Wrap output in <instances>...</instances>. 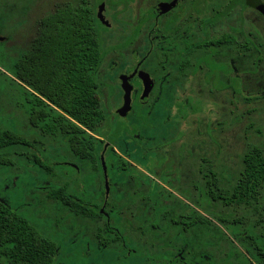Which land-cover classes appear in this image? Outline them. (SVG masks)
<instances>
[{"label":"trees","instance_id":"1","mask_svg":"<svg viewBox=\"0 0 264 264\" xmlns=\"http://www.w3.org/2000/svg\"><path fill=\"white\" fill-rule=\"evenodd\" d=\"M102 29L92 8L55 10L41 19L30 51L10 68V75L2 72L9 81V96L17 108L26 109L30 127L73 162L91 169L82 182L86 191L70 190L66 181L46 190V197L75 217L103 218L96 199L82 193H91L97 174L104 178L100 156L109 143L105 161L111 185L121 183L129 194L121 204L108 201L109 217H115L112 225L120 229L113 231L106 220L96 224L91 238L98 247L116 254L140 245L156 251L160 264H196V259L198 264L212 259L216 264H264V147L248 144L234 178L218 172L208 159L185 163L176 184L164 178L165 173L156 181L139 170L125 157L154 174L155 165L167 162L170 155L155 150L143 154L150 138L137 126L130 129L126 120L109 121L99 92V70L108 54ZM199 105L178 103V115L197 113ZM117 142L120 154L114 149ZM35 143L43 144L32 143L17 127L0 124V168L10 169L12 156H17L14 159L34 161L45 169L46 179L56 177V166L42 158L43 152L38 156ZM98 194H105L104 187ZM59 253L58 241L0 199V264H56ZM131 254L126 250L125 256Z\"/></svg>","mask_w":264,"mask_h":264},{"label":"rangeland","instance_id":"2","mask_svg":"<svg viewBox=\"0 0 264 264\" xmlns=\"http://www.w3.org/2000/svg\"><path fill=\"white\" fill-rule=\"evenodd\" d=\"M59 1L60 3L58 0H0V36L5 38L3 43L0 42V124L6 128L17 127L32 143L43 142L41 145L35 143L38 150L36 152L38 156L43 152L42 158L56 166L57 174L56 177L46 179L43 169L38 168L34 161H18L14 159L17 156H12L13 166L10 169L0 168V199L9 203L21 215L35 223L40 230L47 232L49 237L58 241L60 253L56 264H111L113 261L118 263L119 260H121L119 264H160L155 260L160 257L156 251L150 252L148 248L140 245L137 248L127 247V255L132 252L131 256H125L126 250L115 254L114 251L98 247L91 236L94 234L96 224L104 223L103 218L93 221L75 217L46 197L47 191L43 186L49 181L56 184H64L67 181L70 190L84 189L86 191L87 186L82 182L91 173V169L80 165V161H76L81 169L77 175L65 166V163L73 159L30 127L26 109L17 108L13 98L9 96V90H11L9 81L4 78L2 72L10 75L9 72L17 60L30 51L42 18L52 14L57 6L62 8L68 4L72 7L78 5V0ZM109 3H107L106 17L112 24V29L103 34V47L108 54L98 76L102 82L100 92L103 106L109 121L116 122L114 112L116 113V110L122 106V101L118 93L117 96L112 95L109 86L118 85L119 76L126 67L132 66L134 56H142V53L148 49L147 34L151 26L146 27L143 35L133 45L124 48V37L132 32L136 24L138 6L131 4L132 6L125 9L126 12L124 11L120 16L121 19L115 22L113 14L115 12L118 14L123 7L119 6L117 9V4L113 6ZM154 4L156 3L154 2L152 6ZM94 7L96 9V3ZM217 7L218 3L215 1L203 5L206 12L205 18H211L212 10ZM235 23L238 30L247 36L250 32L253 34V25L259 26L260 29L264 28V18L242 6L238 7ZM212 30L215 32L218 28L214 27ZM192 31L196 40L202 39V34L196 28ZM262 35L260 40L264 46V31L260 36ZM241 40L244 41V39ZM251 51L253 52L247 55L238 51L233 58L237 71V76L235 75L237 81L233 88L217 89L211 80L209 83L206 82L203 72L198 73L189 81L173 80L170 85L163 83L158 103L152 110H150V104L144 105L126 117L125 120L130 129L137 126L141 134L151 140V143L143 147V154L155 150L160 154L170 155L167 162L155 165L154 174L144 170L153 180H161V176L165 173L164 178L169 176L173 179L171 182L176 184V175L183 172L181 170L185 163L196 165L199 160L206 159L211 161L218 172H224L228 177L234 178L242 169L243 155L248 144L264 147V57L259 62V53L254 49ZM204 54L206 53L200 52L197 57ZM176 61L177 57L165 68L156 66L153 60L148 62L147 69L158 80V86H161V78L169 72L175 74ZM111 66H119V68H111ZM231 76L233 77L234 74ZM225 81L229 84L230 80L227 78ZM188 97L200 100V110L197 113L187 114V117L183 118L178 115L177 104ZM174 138L176 139L172 143ZM118 143L114 144V149L120 154ZM170 143L172 146H169ZM25 152L31 155V151ZM173 152H179V154L173 156ZM125 159L141 168L129 157ZM63 173L71 174V178L67 180L61 176ZM180 179L184 180L182 176L179 177ZM73 180L76 181L73 182ZM103 185L101 175L97 174L92 191L94 196L96 195V203L99 206L103 196L98 192ZM126 189L121 183H116L110 188L108 198L114 204H121L118 195L127 192ZM171 190L175 191V189ZM105 210L109 211L110 208L106 207ZM122 213L125 217H130L126 210ZM112 220L115 221L113 216ZM199 247L200 245L196 244L195 250L199 251ZM148 255L146 263L145 256ZM194 262L199 263L197 259ZM204 262L205 260L202 259L201 263ZM207 263L216 264L214 259ZM3 264L7 263L3 262Z\"/></svg>","mask_w":264,"mask_h":264},{"label":"flooded vegetation","instance_id":"3","mask_svg":"<svg viewBox=\"0 0 264 264\" xmlns=\"http://www.w3.org/2000/svg\"><path fill=\"white\" fill-rule=\"evenodd\" d=\"M107 1L113 6L117 4V9L119 6L123 7L118 14L116 12L113 14V20L115 22L121 19L120 16L123 15L124 11L126 12L125 9H129L132 6L131 4L138 6L137 21L133 26L132 32L124 37V48L133 45V43L143 35V31L146 27L151 26L147 34V39H149L148 49L142 53V56H134V63L132 66L129 68L126 67L127 69L125 68L124 72L119 76L120 82L118 85L109 86L112 95L117 96V93L119 94L118 97L121 99L123 105L125 90L123 88L121 76L129 77L128 83L131 86L130 98L132 109L127 116L138 107L144 105L150 104V110H152L158 103V96L164 85L163 83L170 85L173 80L189 81L192 80V77L198 75V73L203 72L202 74L206 82L209 83L211 80V82L214 83V87L217 89H225L227 87L233 88L237 81L235 79L237 76L236 63L233 58L237 55L238 51L243 55H247V53L253 52L251 50L254 49L259 53L258 57L260 58L258 61L261 62L263 60L264 46L260 40L263 35H260L263 33L264 28L260 29L259 26L256 27L253 25V34L250 32L247 36L242 31L238 30L235 23V17L239 6L248 8L264 18V2L262 0H78V5L72 7L68 4L65 7L70 6L72 8L82 9L92 8L95 12L96 19L103 26L102 32H100L103 38L104 32H108L112 29V24L106 17V12L108 11ZM214 1L218 3V7L212 10V17L206 19V12L203 5ZM154 2L156 4L152 6ZM58 3H60L59 0ZM95 3L96 9L94 7ZM60 8V6H57L56 10ZM99 12H101L103 16V22L98 17ZM214 27L218 28L215 32L212 30ZM193 28H196L197 31L202 34V39L196 40L193 35ZM258 35L259 38H257ZM241 39H244V41ZM0 42L3 43L2 41ZM200 52H205L206 54L197 57V54ZM175 57H177L175 74L169 72L165 77L161 78V86H158V80L147 69L148 62L153 60L156 66L165 68L174 61ZM117 67L119 68V66ZM232 74H234L233 77L231 76ZM143 78L152 81V83H147L150 89L144 99L142 98L146 82ZM227 78L230 80L229 84L225 81ZM101 85L102 82H100L99 92ZM180 103L196 105L200 103V100H194L192 97H188L185 101H181ZM117 110L116 113L114 112V119L125 120L127 116H120ZM105 147H107V149H105ZM109 147V143L104 145L101 155L104 153L105 157ZM65 165L74 169L75 172L80 173V168L75 162L68 161ZM136 167L138 168V166ZM138 169L145 173L143 169ZM43 171L44 175H46V170L43 169ZM103 175L104 178H102V180L104 185L102 187H104L105 194L101 200L100 213L103 215L104 221L106 220L108 222L110 229L118 231L120 228L112 225L114 223L111 218L112 216L109 217V211L105 210L110 200L108 197L110 188L112 187L108 169V192H106V178L104 172ZM55 184V182L49 181L43 188L44 190H48ZM90 191V194L82 193V195H87L89 199H97L96 195L94 196L92 188ZM128 194L127 192L119 194V200H125ZM113 218L115 219V217Z\"/></svg>","mask_w":264,"mask_h":264},{"label":"water","instance_id":"4","mask_svg":"<svg viewBox=\"0 0 264 264\" xmlns=\"http://www.w3.org/2000/svg\"><path fill=\"white\" fill-rule=\"evenodd\" d=\"M99 19L103 22V16L101 14V12H99V15H98ZM5 38L1 37L0 36V41H4ZM121 80H122V83H123V88L125 90V98H124V104L117 110V113L122 116V117H126L127 114L131 111L132 109V105H131V98H130V93H131V86L129 85L128 83V80H129V77H126V76H121ZM143 80L146 82L145 84V91H144V95H143V98L144 99L146 96H147V93L150 89V86L148 87L147 86V83H152V81L150 79H146V78H143ZM105 149H107V147H105ZM101 165H102V168H103V172L105 174V187H106V192L109 191V179H108V176H107V166H106V162H105V157H104V153L101 155Z\"/></svg>","mask_w":264,"mask_h":264}]
</instances>
